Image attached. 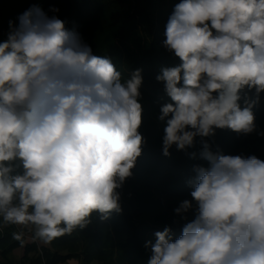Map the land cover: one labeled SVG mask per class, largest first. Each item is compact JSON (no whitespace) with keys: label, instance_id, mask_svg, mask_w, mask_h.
Segmentation results:
<instances>
[{"label":"clouds","instance_id":"9594fccd","mask_svg":"<svg viewBox=\"0 0 264 264\" xmlns=\"http://www.w3.org/2000/svg\"><path fill=\"white\" fill-rule=\"evenodd\" d=\"M17 19L0 42V219L33 225L49 242L85 228L93 213L122 211L117 189L146 143L142 69L123 79L110 58L38 5ZM165 36L180 64L156 77L172 101L158 117L166 122L162 153L194 148L199 137L189 156L206 166L193 165L191 199L174 209L186 221L180 236L169 226L156 231L145 243L148 264H264V159L213 151L205 139L216 129L256 131L264 0H180ZM244 89L256 100L242 108Z\"/></svg>","mask_w":264,"mask_h":264},{"label":"trees","instance_id":"16d2710c","mask_svg":"<svg viewBox=\"0 0 264 264\" xmlns=\"http://www.w3.org/2000/svg\"><path fill=\"white\" fill-rule=\"evenodd\" d=\"M180 0H0V42L8 38L9 21L18 25L17 17L33 5H38L50 16L56 15L66 28L75 29L96 55L112 60L122 78L127 79L136 69H142L140 87L142 126L145 138L142 154L138 157L132 176L120 189L122 211L111 212L107 219L93 213L91 222L83 229L77 227L49 242L35 236L28 243L21 237L17 224L0 225V264H148L149 240L154 242L156 231L172 228L173 238L181 234L182 220L174 211L184 199H191L187 181L194 175L195 164L206 162L192 159L189 153L200 150V138L194 148L178 151L170 149V156L162 153V138L166 122L158 119L161 107L171 103L164 83L157 81L165 67L180 64L178 57L163 45L166 24L174 6ZM58 8V12L49 9ZM241 107L245 99L256 100L255 90L240 93ZM252 111L256 131L236 133L230 129H216L215 136L205 138L212 150L224 154L256 155L264 159V93L259 95ZM19 164V161L15 162ZM190 221L194 212L187 213ZM2 226V227H1ZM18 234L20 239L14 238ZM23 249L20 261L14 253Z\"/></svg>","mask_w":264,"mask_h":264},{"label":"rangeland","instance_id":"374dc122","mask_svg":"<svg viewBox=\"0 0 264 264\" xmlns=\"http://www.w3.org/2000/svg\"><path fill=\"white\" fill-rule=\"evenodd\" d=\"M1 224H2V219H0V225ZM16 227H17V230H18L19 234L21 235V237H24L28 243H32L34 241L32 236H31L32 231L34 229L33 225H30V224L29 225H18L17 224ZM23 254H24V250L23 249L17 250L14 253V259L16 261H20L22 259V257H23ZM67 264H78V262L71 261V262H69Z\"/></svg>","mask_w":264,"mask_h":264}]
</instances>
